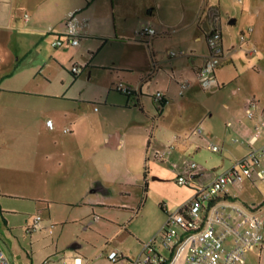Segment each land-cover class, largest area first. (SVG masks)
I'll return each instance as SVG.
<instances>
[{
    "label": "crops",
    "instance_id": "obj_1",
    "mask_svg": "<svg viewBox=\"0 0 264 264\" xmlns=\"http://www.w3.org/2000/svg\"><path fill=\"white\" fill-rule=\"evenodd\" d=\"M232 4L231 9H226L220 0H0V96H31L28 86L40 88L45 85L43 91L34 94L50 97L54 74L59 75L64 69L73 75V82L94 80L106 91L105 103L114 111L125 112L128 125H138V129L146 132L152 127V139L145 153L147 161H170L171 156L178 153L200 154L204 148L202 144L211 142L220 147L223 163H229L217 166L222 169L221 173L210 174L214 168L208 162H191L179 173L192 180L189 188L194 191L195 187L208 185L236 162L264 146L263 3L254 13L248 12L258 23L256 30L245 25L244 9H238L243 0H232ZM72 13L79 23L80 44L55 48L53 42L64 37ZM215 16H219L221 24L224 54L215 71L216 83L203 87L197 73L209 52L207 35ZM241 21L244 26L236 30L233 26ZM144 26L154 28L157 35L140 38L137 32ZM253 50L256 52L251 53ZM171 51H183L185 55L171 57ZM75 65L84 68L79 75L71 72ZM100 73L104 74L101 76ZM60 76L64 82L63 73ZM184 81L190 86L180 96V85ZM5 83L9 86H3ZM118 83L134 89L128 97L136 98L137 107L132 105L129 110L132 103L123 97L124 94L120 97L112 95L113 87ZM159 92L166 100L162 108L155 100ZM249 98L257 102L253 118L246 114ZM109 113L110 109H107L105 114ZM48 120L51 119L45 122L47 130L55 131V123L50 129ZM66 129L64 132L70 133L69 128ZM160 129L168 135L158 137ZM197 129L202 133H196ZM128 138L126 127L121 126L105 136V147L121 150L127 145ZM160 155L164 157L161 159ZM192 164L196 168L192 169ZM262 170L264 161L260 165L254 164L247 179L251 182L261 179ZM162 172V168H156V173ZM199 177L203 178L195 180ZM247 184L245 178L229 184L223 193L224 199L264 215V189L260 191L259 202L253 205L239 201V189H245ZM89 193L111 195L110 187L101 182H95ZM101 197L91 203L99 207L111 205ZM122 206L127 207L126 204ZM173 212L175 210L166 206V216L158 219L154 235ZM36 217L41 216L36 215L32 222L26 221L30 232L39 230L34 228ZM240 221L241 218L235 215L233 223ZM6 255L10 264H67L64 260H51L49 255L31 256L25 248L10 249ZM119 255L128 258L129 264L137 257ZM184 255L185 251H182L181 258ZM253 261L259 264L264 261V248L249 251L238 264H252ZM69 262L85 264L80 257L69 259ZM86 262L94 264L95 261Z\"/></svg>",
    "mask_w": 264,
    "mask_h": 264
},
{
    "label": "rangeland",
    "instance_id": "obj_2",
    "mask_svg": "<svg viewBox=\"0 0 264 264\" xmlns=\"http://www.w3.org/2000/svg\"><path fill=\"white\" fill-rule=\"evenodd\" d=\"M220 1L226 9L233 6L232 0ZM260 3L264 15V0H243L238 8L244 9L245 25L255 30L258 23L248 12L257 11ZM243 26L241 21L233 27ZM72 76L66 69L55 73L50 97L34 94L45 85L28 86L31 96H0V244L6 254L10 249L25 248L31 256L49 255L51 260L67 264L75 257L85 264L86 260L129 264L128 259L110 262L108 255L116 251L138 256L143 244L158 235L153 232L158 219L166 216V206L176 211L192 197L189 185L178 184L185 165L208 162L213 175L222 172L218 165L229 163H223L224 155L210 151L208 144H202L200 154L178 153L170 161H147L152 127L146 132L138 125H128L125 112L114 111L105 103L102 85L89 79L73 82ZM113 90V96L123 95L115 87ZM123 97L132 103L127 109L137 107L136 98ZM48 118L55 123V131L47 130ZM121 126L129 134L127 145L118 151L105 147V136ZM66 128L70 133L64 132ZM165 133L160 129L157 135L166 137ZM156 168L164 173L159 175ZM244 178L249 185L239 189V201L253 205L261 199L264 181ZM95 182L109 186L111 195L90 194ZM97 197L111 205L94 206L91 202ZM36 215L43 219L41 228L30 232L26 221L32 222Z\"/></svg>",
    "mask_w": 264,
    "mask_h": 264
},
{
    "label": "built area",
    "instance_id": "obj_3",
    "mask_svg": "<svg viewBox=\"0 0 264 264\" xmlns=\"http://www.w3.org/2000/svg\"><path fill=\"white\" fill-rule=\"evenodd\" d=\"M137 34L140 38L147 39L156 36L157 32L150 26H144ZM242 41H245L244 36ZM79 44V23L72 13L67 20L64 37L56 39L53 46L74 47ZM207 44L208 55L197 73L198 81L203 87L216 83L215 71L224 54L219 16H215L212 20ZM254 52L256 50L251 53ZM169 55L177 57L185 53L171 51ZM83 69V66L75 65L71 72L79 75ZM189 86V82H182L179 95L182 96ZM115 89L124 95L134 93V89L124 83H118ZM163 99H165L163 93L156 94L157 102L160 103ZM256 109L257 102L249 98L247 116L253 118ZM47 126L53 129V121L48 120ZM257 129L260 130L261 127ZM65 132L68 130L66 129ZM196 133L201 134L202 130L197 129ZM208 149L214 153L220 151V147L213 142L209 143ZM163 157L164 155H160L161 159ZM262 161H264V146L252 151L247 158L238 161L208 185L195 187L192 197L167 216L158 235L143 244L139 255L131 264H238L249 251L259 247L264 248V215H258L234 201L226 200L223 195L229 184L242 181L244 176H250V164L260 165ZM191 168H196V165L192 164ZM260 176L264 180V172ZM191 182L192 180L186 175H181L178 179L179 185H189ZM235 215L240 217L241 221L234 224ZM39 222L41 217H36L35 229H40ZM228 241L230 244H227ZM182 251H185V255L181 258ZM120 256L114 251L108 255V259L115 262ZM0 264H10L1 244Z\"/></svg>",
    "mask_w": 264,
    "mask_h": 264
},
{
    "label": "trees",
    "instance_id": "obj_4",
    "mask_svg": "<svg viewBox=\"0 0 264 264\" xmlns=\"http://www.w3.org/2000/svg\"><path fill=\"white\" fill-rule=\"evenodd\" d=\"M127 96H130V95H127ZM166 104V100L165 99H163V100H161L160 101V106H161V108L164 106ZM186 186H188V185H186ZM189 187V186H188ZM124 259H128V258H126V257H124L123 255H121L115 262H113V263H118V262H120L121 260H124ZM129 260V259H128Z\"/></svg>",
    "mask_w": 264,
    "mask_h": 264
}]
</instances>
